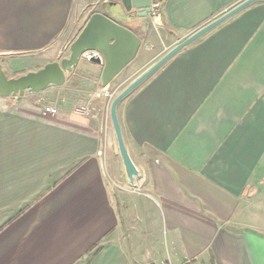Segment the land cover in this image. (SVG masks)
<instances>
[{"label":"crops","instance_id":"1","mask_svg":"<svg viewBox=\"0 0 264 264\" xmlns=\"http://www.w3.org/2000/svg\"><path fill=\"white\" fill-rule=\"evenodd\" d=\"M244 1L155 0L153 18L106 0L113 9L97 12L147 50L156 32L170 51ZM77 5L0 0L8 78L69 57ZM162 54L138 56L139 74ZM102 70L82 58L72 77H91L70 95L68 84L0 95V264H264V2L183 49L119 105L133 184L112 101L97 96ZM86 100L92 117L74 113ZM46 105L59 114L44 116Z\"/></svg>","mask_w":264,"mask_h":264},{"label":"water","instance_id":"2","mask_svg":"<svg viewBox=\"0 0 264 264\" xmlns=\"http://www.w3.org/2000/svg\"><path fill=\"white\" fill-rule=\"evenodd\" d=\"M159 1L162 2L163 0ZM154 2L155 0H121L127 13H132L135 10L140 17L150 16ZM258 2H264V0H245L192 33L124 88L112 101L110 119L116 135L120 156L132 184L139 171L133 163L125 144L122 126L118 117L119 105L183 49L191 46ZM144 44L142 38L132 30L117 23L109 16L96 12L91 15L76 40L70 45L71 54L68 58L49 63L42 69L19 78H8L0 62V95L3 98L21 99L27 91L40 93L49 86H64L68 75L76 71L82 58L103 67L100 85L102 88H108L137 59Z\"/></svg>","mask_w":264,"mask_h":264},{"label":"rangeland","instance_id":"3","mask_svg":"<svg viewBox=\"0 0 264 264\" xmlns=\"http://www.w3.org/2000/svg\"><path fill=\"white\" fill-rule=\"evenodd\" d=\"M104 1L106 0H77L78 5L77 8L75 10V18L77 19V29L75 30V32L77 33V36L80 34V31H82V27L84 26V19H88L90 17V15L96 13L97 11H104L106 10V8H108V5L110 3H105ZM109 2H113L114 0H108ZM113 7H109L108 10H112ZM154 35V39L152 42V45L148 44V47L150 48V50H147V48H145L146 43L144 44V46L142 47L140 53L138 56H140L141 54L147 53L146 58H150L152 57L154 54H158V53H163L162 57L167 54L169 52V50L166 51L167 46L169 45L168 42L163 39L161 36L159 37V35L156 34V32H151ZM75 41V40H74ZM73 41V42H74ZM165 49V50H164ZM71 52H70V46L68 48V51L66 52L65 56H70ZM63 57V54L61 55V58H59L57 61H61ZM20 65L18 67V71H23L26 72L28 69L31 68H35L34 66H31L30 63L27 65V67L25 65ZM141 65V63H140ZM153 65V64H151ZM150 65V66H151ZM36 66V65H35ZM149 66V67H150ZM148 67V68H149ZM139 68V62L138 60H135L131 63V65L122 73L120 74L114 81L112 86V91H116V95L115 97L124 89L126 88L137 75H141L142 73H144L146 70H144L143 72L140 73L141 70L138 69ZM8 74L10 75V73L8 72ZM74 75V73L69 74L67 77V81L65 83L68 84V88H70V90L68 91V94H73V89L74 88H82V83H81V77H91L89 73H87V75H85L84 73H80L79 77H72ZM85 75V76H84ZM137 76V77H139ZM64 85V86H65ZM115 97L112 99L114 100ZM49 98L51 99V97L49 96ZM111 100V101H112ZM112 104V103H111ZM71 106H68V108H70ZM79 116V115H78ZM85 117V116H83Z\"/></svg>","mask_w":264,"mask_h":264},{"label":"built area","instance_id":"4","mask_svg":"<svg viewBox=\"0 0 264 264\" xmlns=\"http://www.w3.org/2000/svg\"><path fill=\"white\" fill-rule=\"evenodd\" d=\"M158 8L159 4L154 3L152 6V11L150 13L151 17H157L158 15ZM116 91L109 90V88H102L101 92L97 95L98 97H101L102 94L104 97L108 98L109 102L115 97ZM113 101V100H112ZM74 113L79 116H85V117H92L96 113V108L93 106L92 101L86 100V101H77L74 106ZM59 114V109L46 105L43 110L44 116H57ZM103 152H100L99 155H102ZM137 191V189H136ZM139 191V190H138ZM182 264H192L190 260H187L183 262Z\"/></svg>","mask_w":264,"mask_h":264}]
</instances>
